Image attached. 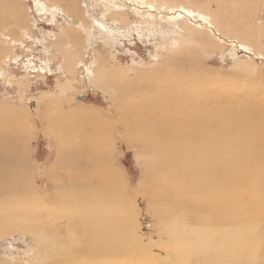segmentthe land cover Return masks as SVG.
Wrapping results in <instances>:
<instances>
[{
    "label": "rangeland",
    "instance_id": "374dc122",
    "mask_svg": "<svg viewBox=\"0 0 264 264\" xmlns=\"http://www.w3.org/2000/svg\"><path fill=\"white\" fill-rule=\"evenodd\" d=\"M71 1L83 9V17L70 14L69 0H0V132L10 133L15 129L24 140L25 147L20 143L18 146L28 175L24 177L31 184L28 189L34 187L28 192L29 202L35 199H31L32 194L37 198L41 196L39 191H46L44 199L49 202L53 180L46 179V175L57 169L55 167L59 168L55 163L60 150L57 124H52V120H60L63 112H71L73 118L79 120L85 118L86 111L99 113L110 132L111 161L115 168L121 169L124 185H127L125 190L132 194L129 200L134 218L131 227L135 226L140 247L145 250L141 264H175L171 260L174 251L166 227L155 212L157 205L152 195L143 185L150 183L151 157L130 138L132 133L128 131L124 135L118 118L116 107L125 108V100L120 97L122 82L136 83L142 89L140 92L158 98H162L160 91L165 89L179 91L183 98L201 89L216 93L221 99L230 96L237 103L251 100L261 106L264 116V58L254 56L237 40L244 38L264 51V0ZM152 2L163 4L154 8L150 5ZM165 2L173 9L166 11ZM190 6L192 11L206 7L214 12L216 25L223 33L219 34L210 24L202 25L203 18L193 20L186 8ZM189 17L194 21L191 26L200 32L194 36L184 30ZM251 26L254 31L245 33L244 30H250ZM174 43L178 46L174 47ZM171 44L173 53L168 49ZM67 62L71 67L74 65L73 73L66 71ZM99 65L122 75L110 79L107 93L92 86L88 78L89 71L95 72L92 77L97 75ZM246 65L251 68L247 70ZM114 90L119 97L114 95ZM20 123H25L24 127L19 128ZM260 169H264V157ZM46 205L48 208L43 211L52 210V220L58 221L55 223L59 226L58 233L65 238L67 222L60 218L55 206ZM18 214L0 216V264H34L40 260L41 252L35 241L36 233L41 234L40 228L34 230L25 226ZM263 217L259 224L257 251L255 255L248 253L246 256L249 261L255 259L254 264H264L261 252L264 247ZM38 220L40 217L36 221L42 224ZM73 240L70 238L71 246H75ZM220 249L221 240L213 238L201 252L216 255ZM120 260L126 264L122 261L124 257ZM214 260L219 264L222 259Z\"/></svg>",
    "mask_w": 264,
    "mask_h": 264
},
{
    "label": "bare ground",
    "instance_id": "6f19581e",
    "mask_svg": "<svg viewBox=\"0 0 264 264\" xmlns=\"http://www.w3.org/2000/svg\"><path fill=\"white\" fill-rule=\"evenodd\" d=\"M69 1L70 14L83 17V9ZM157 2L150 5L161 7L163 3ZM165 5L166 11L172 8L169 3ZM186 8L190 10L191 6ZM197 10L187 12L193 20L203 18L202 25L210 24L219 34L223 33L216 25L214 12L206 7ZM191 17L183 25L187 34L194 36L200 32L191 26L194 22ZM251 27L244 32L254 31ZM237 40L254 56L264 58V51L258 45L244 38ZM169 46V52L173 53L178 45ZM68 54L71 57L69 51ZM67 64L70 68L71 63ZM73 67L66 71L73 73ZM250 68L246 65L247 70ZM93 74V71L88 73L90 83L103 93H107L112 77H122L118 71L103 69L100 65L97 75L92 77ZM122 83L120 97L125 100V108L118 106L116 111L124 135L128 131L132 133L130 138L151 157L150 183L143 185L152 195L157 205L155 212L168 232L174 251L173 263L181 264L178 260H182L187 264H198L195 261L218 264L214 259L219 257L222 259L219 264H254L255 259L249 261L246 256L255 255L257 251L259 224L264 216L261 106L251 100L245 104L233 102L226 95L221 99L216 93L198 90L196 86L197 91L187 96L190 99L183 98L179 91L168 92L167 89L160 91L162 98H158L140 92L142 89L136 83ZM114 95L119 97L115 90ZM59 119L52 120V124H57L60 150L55 163L59 168L55 167L57 169L46 175V179L53 180L49 202L44 199L46 191H39L38 198L32 194L31 199H35L29 202L28 192L34 187L28 189L31 184L24 177L27 175L25 161L18 146L20 143L23 147L24 140L15 129L10 133L0 132V216L19 213L25 226L34 230L40 228L41 234L36 233L35 241L41 257L34 264H122L120 257H124L122 261L126 264H141L145 250L140 247L135 226L131 227L134 218L129 200L132 194L125 190L127 185H124L121 169L115 168L111 161L107 122L99 113L89 114V111L82 120L73 118L71 112H63ZM140 189L143 190L141 184ZM46 204L55 206L60 218L67 222L65 238L58 233L59 226L55 225L58 221L52 220V210L43 211L48 208ZM39 217L42 224L36 221ZM72 237L77 247L71 246ZM213 238L221 240L222 249L216 255L201 252ZM261 252L264 257V247ZM117 260L119 262L115 263Z\"/></svg>",
    "mask_w": 264,
    "mask_h": 264
}]
</instances>
